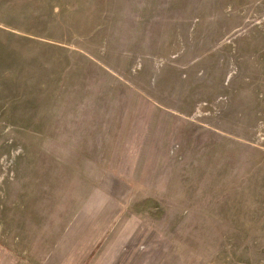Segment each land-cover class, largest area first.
Segmentation results:
<instances>
[{"label": "rangeland", "instance_id": "374dc122", "mask_svg": "<svg viewBox=\"0 0 264 264\" xmlns=\"http://www.w3.org/2000/svg\"><path fill=\"white\" fill-rule=\"evenodd\" d=\"M0 264H264V0H0Z\"/></svg>", "mask_w": 264, "mask_h": 264}, {"label": "bare ground", "instance_id": "6f19581e", "mask_svg": "<svg viewBox=\"0 0 264 264\" xmlns=\"http://www.w3.org/2000/svg\"><path fill=\"white\" fill-rule=\"evenodd\" d=\"M9 202H11V201H9ZM16 205V204H15Z\"/></svg>", "mask_w": 264, "mask_h": 264}]
</instances>
